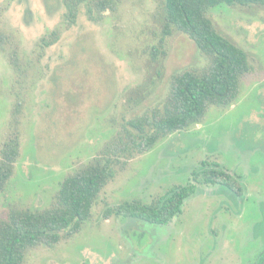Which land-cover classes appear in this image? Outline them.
I'll return each mask as SVG.
<instances>
[{"label":"rangeland","instance_id":"374dc122","mask_svg":"<svg viewBox=\"0 0 264 264\" xmlns=\"http://www.w3.org/2000/svg\"><path fill=\"white\" fill-rule=\"evenodd\" d=\"M113 1L101 14L93 8L98 20L82 5L68 28L64 0H0V32L10 39L0 46V146L14 129L21 140L1 215L9 204L50 207L66 175L110 155L123 123L163 106L176 73L207 65L188 35L165 36L164 0ZM208 13L249 56L239 99L211 107L202 123L148 153L120 157L93 219L54 247L31 249L26 264H254L264 248V6L222 4ZM56 31L58 41L43 44ZM204 161L241 177L244 196L203 183L169 224L106 218L118 204L150 202L188 183Z\"/></svg>","mask_w":264,"mask_h":264},{"label":"trees","instance_id":"16d2710c","mask_svg":"<svg viewBox=\"0 0 264 264\" xmlns=\"http://www.w3.org/2000/svg\"><path fill=\"white\" fill-rule=\"evenodd\" d=\"M64 3L63 19L68 28L77 22L82 5L87 4L91 20L97 19L93 15L94 7L101 14L116 6L113 0H64ZM164 4L165 36L173 31L188 35L207 58V65L176 73L163 106L123 123L110 146V155L93 157L66 175L50 207L9 204L6 214H0V264H26L31 249L42 244L54 247L65 236L80 232L93 219L99 196L115 179V164L120 157L128 160L136 154L148 153L169 135L202 123L211 107L231 106L239 99L242 80L252 70L249 56L239 44L217 29L208 12L222 4L264 6V0H164ZM58 39L56 31L51 39L44 38L43 44H53ZM9 41L7 34L0 32V46ZM10 57L18 66L16 50ZM17 111L19 104L14 112ZM20 147V132L14 129L0 146V192L6 190L14 175ZM203 183L227 185L239 196H244L246 191L241 177L225 165L204 161L199 170H193L188 183L176 185L150 202L134 199L118 204L109 208L105 216L109 218L116 213L159 225L169 224L182 213L185 201ZM254 264H264V248Z\"/></svg>","mask_w":264,"mask_h":264}]
</instances>
